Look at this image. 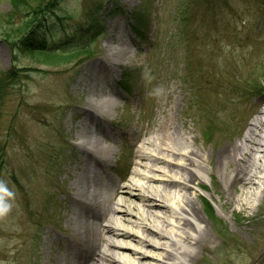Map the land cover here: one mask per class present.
Segmentation results:
<instances>
[{
    "label": "rangeland",
    "instance_id": "1",
    "mask_svg": "<svg viewBox=\"0 0 264 264\" xmlns=\"http://www.w3.org/2000/svg\"><path fill=\"white\" fill-rule=\"evenodd\" d=\"M114 1L58 0L60 10L43 20L51 30L42 34L47 41L79 40L91 56L48 63L17 47L20 35L9 42L0 35V91L12 90L0 106V144L6 145L7 156L0 180V264L63 263L66 249L74 246L66 238L77 225L67 219L73 210L81 217L86 211L73 201L75 184L87 182L84 199L94 193L95 172L113 130L122 133L118 154L126 158L131 174L147 162L137 157V149L148 150L146 141L166 118L180 126L188 143L209 153L213 164L216 149L242 138L259 114L264 96L261 0H228L225 5L215 0L210 13L205 0H186L189 10L178 12V18H187L191 30L183 33L173 16L185 0H145L144 5L142 0H119L128 12L146 13L151 20L148 40L127 29L126 15L106 19L104 35H76L94 7L101 4L100 11L107 10ZM17 7L0 0L4 26ZM24 16L9 26H18ZM118 30L123 34L119 45L114 40ZM108 42L117 44L111 49L118 56L122 49L127 54L109 65L106 77ZM123 79L127 90L119 86ZM254 82L262 92L247 98ZM90 99L93 104L112 99L114 104L98 118L93 109H85ZM232 111L236 114L229 117ZM86 140H100V149L88 150ZM209 174L189 192L205 234L187 264H264V184L221 188L218 174ZM110 178L117 188L126 185L116 171L104 183ZM119 192L114 191V201Z\"/></svg>",
    "mask_w": 264,
    "mask_h": 264
},
{
    "label": "bare ground",
    "instance_id": "2",
    "mask_svg": "<svg viewBox=\"0 0 264 264\" xmlns=\"http://www.w3.org/2000/svg\"><path fill=\"white\" fill-rule=\"evenodd\" d=\"M122 38L123 34H119L114 40L119 45ZM108 44L106 77L111 73L109 65L120 63L127 54L122 49L118 56L111 49L116 43ZM261 89L258 83H252L247 98L257 90L261 93ZM262 99L259 114L252 118L242 138L216 149L213 164L209 153L193 147L194 142L188 143L180 133V126L166 118L146 141L148 150L137 149V157L147 162L141 170L132 171L126 185L117 188L116 181L110 178L104 196L94 193L93 197L89 195L84 199L88 193L87 182H77L72 198L78 207L86 206L83 207L86 211L81 217L73 210L67 219L68 224H77L66 238L70 243L73 239L74 246L68 250L76 257L74 263L67 264H187L195 245L203 241L205 234L195 212L194 196L189 194L191 188H199L203 175L216 172L221 178V188L264 184ZM93 103L90 99L85 109H93L99 114L98 118L108 114L114 104L112 99ZM100 107L101 112L97 110ZM235 114L232 111L229 117ZM220 128L221 124L217 129ZM84 142L90 151L100 149V140ZM104 151L103 159L107 160L108 151ZM205 165L210 166L208 172H203ZM89 180L86 176V181ZM119 189V198L114 201L113 193ZM204 195L211 196L208 191ZM227 200L234 201L230 197ZM73 249L77 250L75 256Z\"/></svg>",
    "mask_w": 264,
    "mask_h": 264
},
{
    "label": "trees",
    "instance_id": "3",
    "mask_svg": "<svg viewBox=\"0 0 264 264\" xmlns=\"http://www.w3.org/2000/svg\"><path fill=\"white\" fill-rule=\"evenodd\" d=\"M143 1V5L145 0ZM224 5L228 0H219ZM13 6H18L13 14L7 16L5 18L6 26L3 24L4 21H0V35L4 38L5 41L9 42L11 37L21 36L19 42L16 43V46L20 49H24V51L30 54L32 57H40L48 63L61 62L66 63V61H71L77 59V57L82 54H88L91 56V49L87 46L81 45V41L75 43L71 39L65 40H57L54 42H49L45 39V35H42L43 32L48 31L51 32L50 27L44 25L43 20H47L50 15L55 10H60V2L58 0H52L49 2L48 0H8ZM261 3L264 4V0H261ZM183 9L179 7H175L174 11V19L178 22V27L181 32H184V28H188L191 30V26L187 21V18L180 19L178 18L179 13L182 10H189L188 2L182 1ZM142 5V6H143ZM205 11L207 13L215 11L217 5H215V0H205ZM101 4L94 7V10H91L87 16L86 25L80 31L77 30L76 35L84 36L81 33L85 34V38H92L95 36H101L106 34V19L116 18L120 15H131L135 20V25H132L136 35L143 40H147L149 34V28L151 25V20H149L146 16V13H143L142 9L138 12L126 10L125 6H123L119 0H115L114 4L109 6L107 10L100 11ZM24 14V18L18 24V26H9L12 20L19 16L20 14ZM264 13V11H263ZM7 15V14H6ZM104 15V16H103ZM2 18V17H1ZM42 38H40V36ZM75 39H80V36H76ZM3 82L1 83V88L3 86ZM120 86L127 89L128 82L126 80H121L119 83ZM12 90H2L0 91V106L3 104V100L7 95H10ZM215 127H213L214 130ZM125 159L122 162H118V168L120 172L123 173L124 177L127 175V168L124 167ZM7 161L6 156V145L4 147L3 144H0V180L1 175L4 169V166ZM207 203L204 202V209ZM208 214L212 217V215L208 212Z\"/></svg>",
    "mask_w": 264,
    "mask_h": 264
}]
</instances>
